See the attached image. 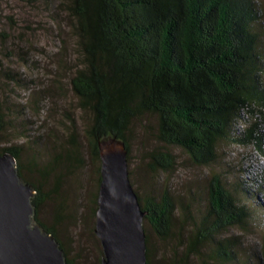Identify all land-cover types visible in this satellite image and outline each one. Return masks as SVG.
Listing matches in <instances>:
<instances>
[{
	"label": "trees",
	"instance_id": "16d2710c",
	"mask_svg": "<svg viewBox=\"0 0 264 264\" xmlns=\"http://www.w3.org/2000/svg\"><path fill=\"white\" fill-rule=\"evenodd\" d=\"M66 9L75 21L82 58L70 85L79 108L88 114L84 136L96 161L100 163L99 143L106 138L122 141L129 154L131 126L147 116L156 118V140L164 147L180 148L194 165L211 167L217 143L230 136L264 155V132L258 127L264 124V62L255 0H69ZM245 114L254 117V123L233 137L234 125ZM73 145L66 158L82 163ZM5 151L13 154L20 176L35 189L36 215L53 194L45 191V183L62 157L57 154L41 166L31 161L38 177L28 181L19 151L1 152ZM149 159L154 172L174 169L175 157L169 151H152ZM240 185L231 188L212 170L201 218L192 216L189 205L176 204L167 189L159 196L140 197L135 192L150 231L162 240H178L171 264L177 262V250L181 262L203 257L208 243H215L212 259L230 263L236 259L234 245L218 237L231 227L244 229L250 221L251 209L237 197L238 190L247 199L258 195ZM43 228L57 239L51 228ZM148 241L146 234L147 264H152ZM261 255L264 264V252ZM67 264L73 263L67 258Z\"/></svg>",
	"mask_w": 264,
	"mask_h": 264
},
{
	"label": "rangeland",
	"instance_id": "374dc122",
	"mask_svg": "<svg viewBox=\"0 0 264 264\" xmlns=\"http://www.w3.org/2000/svg\"><path fill=\"white\" fill-rule=\"evenodd\" d=\"M68 2L0 0V153L5 148L18 150L28 181L38 177L31 161L41 166L61 155V162L45 183V191L53 194L39 208L35 220L54 231L73 264H100L103 253L94 233L100 163L88 153L84 136L88 114L79 108L70 85L82 58L75 21L67 13ZM255 4L258 46L264 62V0H255ZM254 120L243 115L234 125L232 135ZM131 127L127 138L128 171L132 187L140 197L159 196L167 189L176 204L189 205L192 216L201 218L207 208L206 189L212 170L220 172L231 188L241 184L240 189L250 186V191L258 193L257 197L247 199L238 190L237 197L251 209L250 221L246 228L231 227L218 237L231 239L234 262L217 263L210 257L215 243H208L202 249L203 257L192 256L185 262L179 260L182 256L177 250L175 263L262 264L264 189L259 190L257 183L264 186V155L252 145L231 141L230 136L217 143V159L211 167L197 166L180 148L164 147L156 140L154 116L135 121ZM258 127L264 132V124ZM73 144L77 145L82 163L66 158ZM155 150L174 155L172 171L158 173L149 167V155ZM243 180L246 182L242 187ZM179 215L184 219L182 210ZM143 225L149 237L151 263L171 264L178 240H162L145 221Z\"/></svg>",
	"mask_w": 264,
	"mask_h": 264
},
{
	"label": "water",
	"instance_id": "95a60500",
	"mask_svg": "<svg viewBox=\"0 0 264 264\" xmlns=\"http://www.w3.org/2000/svg\"><path fill=\"white\" fill-rule=\"evenodd\" d=\"M100 182L94 233L100 264H147L144 217L128 171V151L114 138L99 143ZM34 187L12 153H0V264H67L60 242L35 220Z\"/></svg>",
	"mask_w": 264,
	"mask_h": 264
}]
</instances>
